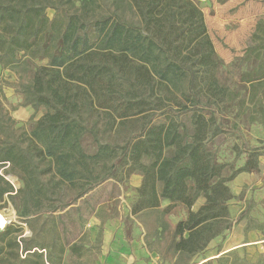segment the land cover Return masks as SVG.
<instances>
[{"label": "trees", "instance_id": "16d2710c", "mask_svg": "<svg viewBox=\"0 0 264 264\" xmlns=\"http://www.w3.org/2000/svg\"><path fill=\"white\" fill-rule=\"evenodd\" d=\"M164 2L0 0V68L17 74L21 106L33 109L31 125L17 126L0 98V169L21 180L16 187L0 171V205L10 198L18 221L34 232L27 238L23 225L10 222L0 232V264H59L35 224L108 179L133 174L142 176L132 213L142 215L147 247L156 242L174 264H215L194 258L232 228L229 183L259 172L262 153L248 151L243 166L227 175L228 164L208 141L223 130L216 125L224 118L221 106L264 108V18L252 45L227 65L245 90L210 76L202 94L196 70L152 30ZM34 59L45 61L34 67ZM181 209L186 215L174 222ZM55 246L60 259L85 249L78 241L68 249L59 234Z\"/></svg>", "mask_w": 264, "mask_h": 264}, {"label": "rangeland", "instance_id": "374dc122", "mask_svg": "<svg viewBox=\"0 0 264 264\" xmlns=\"http://www.w3.org/2000/svg\"><path fill=\"white\" fill-rule=\"evenodd\" d=\"M232 1L165 0L158 14V22L152 28L176 58L196 70L195 89L198 93H205L204 81L210 76L237 91L245 90L242 85L233 83L226 72L227 65L242 56L252 45L253 31L257 22L264 18V0ZM54 12L51 8L47 9L50 17ZM246 35L247 41L244 39ZM44 61L34 59L33 65L35 67ZM218 61H224V64ZM0 80V98L5 109L17 120V126L29 127L33 109L21 106L22 97L16 91L17 74L0 68ZM205 100H208L206 96ZM212 101L209 99L208 103L213 104ZM221 107L224 118L218 120L216 125L220 123L223 130H218L217 135L209 139V149L216 153L220 162L228 164L227 175L243 166L247 152L252 149L262 153L259 157L261 169L255 172L251 181L244 179L239 183L240 186L244 185L243 189L240 195L230 201V209L231 206L233 209V213L230 212L232 228L213 239L207 249L195 256L194 262L213 258L215 264H261L264 243L249 239V231L258 229V236H264V196L263 200L257 201L254 198L257 188L249 189V185L264 184V108L253 104L245 106L243 110L236 105ZM0 171L13 185H21V180L15 174L7 173L4 168ZM141 181L140 174H133L124 180L108 179L71 208L56 212L45 222L44 219L39 220L34 226L35 234L39 232L38 240L47 244L48 252L52 251V259L59 264H111L116 256L120 258L122 245L130 250L135 259H144L146 264H174L157 250L156 242L146 248L147 227L141 222L142 215L132 213V206L138 199L136 188ZM6 200V206L0 205L1 227H6L9 221L18 223L24 227V236H34L28 225L18 221L10 198L6 197ZM203 202L204 198H199L195 208ZM242 208L244 210L240 212ZM185 215L186 212L181 209L178 215L172 216V220L176 222ZM147 222V226H152L153 218ZM57 234L63 243L68 244L76 239L78 243L84 244L81 256L79 253L82 248L78 250V255L72 256L69 250L68 254L58 258L59 247L51 248ZM3 244L0 241V245ZM234 246L241 248L224 251Z\"/></svg>", "mask_w": 264, "mask_h": 264}, {"label": "crops", "instance_id": "0c3cea01", "mask_svg": "<svg viewBox=\"0 0 264 264\" xmlns=\"http://www.w3.org/2000/svg\"><path fill=\"white\" fill-rule=\"evenodd\" d=\"M229 3H233V1L232 0H230V2ZM256 29V28H255ZM241 30V29H240ZM255 31V30H254ZM254 31H253V33H254ZM240 32V31H239ZM244 39L247 41V35L246 36H244ZM243 43V42H242ZM253 176H255V172H253V173H249V172H242V173H240L233 181L234 182H232L231 183V187H232V191H233V193H234V195H235V197L236 196H238V195H240V192L242 191V186H244V185H239V183H241V181L243 182L244 181V179L245 180H249V181H251L252 179H254V177ZM250 184V183H249ZM251 188H257V190H256V193L254 192V198L258 201L259 199H261V200H263V194H264V184H262V183H259V184H255V185H253V184H250L249 185V189H251ZM251 196H253L252 195V193H251ZM248 198V197H247ZM246 198V199H247ZM235 199V198H234ZM243 210H244V208H242L241 210H240V212H243ZM230 212L231 213H233V209H232V206H231V209H230ZM249 232H251V233H249V239H253L254 241H255V243L257 242V241H260V244H263L264 243V236H261V237H259L258 236V234L257 233H260V230H258V229H252V230H250ZM259 239H263V240H259ZM252 240V241H253ZM76 241V239H74V240H72V241H70L68 244H66L65 243V245H66V247L69 249V246L73 243V242H75ZM65 242V241H64ZM144 244V243H143ZM246 244H248V243H245V245ZM145 246H146V244H144ZM242 246V245H241ZM241 246H234V248H228V249H226V250H224V251H229V250H231V249H238V248H241ZM123 251H120L119 253L121 254V256H120V258L118 257V256H116L115 258H114V260H113V263H111V264H146L145 263V260L144 259H141V258H137V259H135L134 257H133V255H132V253L130 252V250H128L127 248H126V246H124V245H122L121 247H120ZM146 248H147V246H146ZM148 249V248H147ZM146 249V250H147ZM148 251V250H147ZM119 258V259H118ZM110 264V263H109Z\"/></svg>", "mask_w": 264, "mask_h": 264}, {"label": "water", "instance_id": "95a60500", "mask_svg": "<svg viewBox=\"0 0 264 264\" xmlns=\"http://www.w3.org/2000/svg\"><path fill=\"white\" fill-rule=\"evenodd\" d=\"M10 223V221L9 222H7V225ZM5 229V227L3 228V227H1V224H0V232H2L3 230Z\"/></svg>", "mask_w": 264, "mask_h": 264}]
</instances>
